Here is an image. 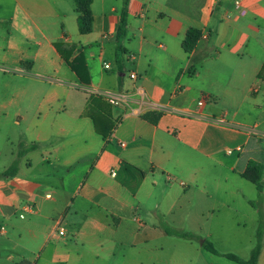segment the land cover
<instances>
[{
    "label": "crops",
    "instance_id": "crops-1",
    "mask_svg": "<svg viewBox=\"0 0 264 264\" xmlns=\"http://www.w3.org/2000/svg\"><path fill=\"white\" fill-rule=\"evenodd\" d=\"M124 5L94 0L83 35L73 0H0V264L251 256L264 222V0H129L119 38ZM190 29L203 37L187 54ZM57 43L84 55L88 85ZM99 92L131 99L115 107Z\"/></svg>",
    "mask_w": 264,
    "mask_h": 264
},
{
    "label": "trees",
    "instance_id": "trees-1",
    "mask_svg": "<svg viewBox=\"0 0 264 264\" xmlns=\"http://www.w3.org/2000/svg\"><path fill=\"white\" fill-rule=\"evenodd\" d=\"M94 0H73L75 3L78 12L80 13L79 19H78V25H79V31L81 34L86 35L92 32L93 28V11H92V5ZM129 0H125L124 9L121 14V23L119 27V38L123 34L124 29L127 24V17H128V6ZM203 37V32L198 29H190L188 31V34L183 42V48L187 54H191L197 47L198 43ZM58 52L65 58V61L67 62L68 66L71 68L73 72L78 76L81 83L88 85L90 83V73L87 67L86 59L84 55L80 54L78 55L73 61L69 60V55L71 54L70 50H67L65 45L62 43L55 44ZM121 50V49H118ZM145 119H147L150 122H153L154 124L157 123L158 119L153 118L154 114H146L143 116ZM95 123L97 125V129L99 133H101L105 138L108 136L109 131L111 130V127L105 131L102 129L103 125L105 123L102 120H98V118H94ZM251 168H253L256 171V175L252 176L251 173H247L244 175L245 178L252 181L258 189L261 188V178H262V168L258 164H251ZM5 176L12 175L10 171L4 173ZM170 235L177 236L179 238L187 239V240H194L196 237L192 234H187L181 231H171L169 232ZM263 234H264V222L261 220L259 227L257 229V243L255 247L252 250L251 256L248 260H242L238 256L234 254H226L224 255L226 258H228L231 261H234L238 264H259V256L262 251V240H263ZM203 246L206 250L212 253H217L214 245L209 241H204Z\"/></svg>",
    "mask_w": 264,
    "mask_h": 264
},
{
    "label": "built area",
    "instance_id": "built-area-1",
    "mask_svg": "<svg viewBox=\"0 0 264 264\" xmlns=\"http://www.w3.org/2000/svg\"><path fill=\"white\" fill-rule=\"evenodd\" d=\"M237 4L239 5V2H237ZM105 67L107 69H109L110 66L109 65H105ZM130 79L133 80V81H137L138 80L137 73L131 72L130 73ZM98 95L101 96L102 98H104L110 105L115 106V107H121L124 104L128 103L130 101V99H131V98L128 97L127 93H109V92H102L101 93V92H99ZM139 95L141 97H144L145 93L143 91H140ZM122 145L124 146L125 144L122 143ZM24 211L25 212L33 211V206L32 205H26L24 207ZM20 217L24 218V215L21 214ZM59 234L60 235H64L65 234L64 230H60Z\"/></svg>",
    "mask_w": 264,
    "mask_h": 264
},
{
    "label": "rangeland",
    "instance_id": "rangeland-1",
    "mask_svg": "<svg viewBox=\"0 0 264 264\" xmlns=\"http://www.w3.org/2000/svg\"><path fill=\"white\" fill-rule=\"evenodd\" d=\"M11 134H13V138H14V142H15V147H19L18 146V144H20V141H21V137H22V135H21V133L20 132H13V133H11ZM24 141V140H23ZM22 141V142H23ZM5 143V142H4ZM20 151L22 152V151H24V148L22 147L21 149H20ZM21 155H22V153H21ZM20 158H15V165H13V167H12V169L11 170H13L14 168H17L18 167V165H16L17 164V162L16 161H18ZM4 160L5 161H7V162H10L9 164H11V161H12V158H11V156L9 155V153L6 151V149H5V155H4ZM20 168H22V167H20ZM11 170H9L11 173H12V171ZM23 172V171H22ZM217 249V248H216ZM234 255H235V253H234Z\"/></svg>",
    "mask_w": 264,
    "mask_h": 264
}]
</instances>
